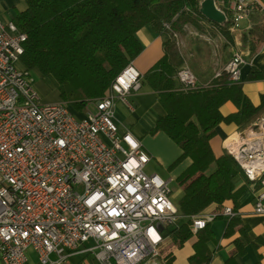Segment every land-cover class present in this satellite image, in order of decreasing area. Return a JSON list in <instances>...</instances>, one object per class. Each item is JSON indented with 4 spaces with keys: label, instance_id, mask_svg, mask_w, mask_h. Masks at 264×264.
Returning a JSON list of instances; mask_svg holds the SVG:
<instances>
[{
    "label": "built area",
    "instance_id": "obj_1",
    "mask_svg": "<svg viewBox=\"0 0 264 264\" xmlns=\"http://www.w3.org/2000/svg\"><path fill=\"white\" fill-rule=\"evenodd\" d=\"M214 3L233 35H246L250 17L264 12L259 0ZM25 40L11 21L0 19V262L26 264L32 251L38 264H65L76 253L97 264H162V231L180 218L170 200L171 180L148 172L151 157L114 121L115 102L141 89L140 73L128 64L109 93L77 116L65 103L41 102L31 72L18 66ZM245 64L238 50L223 71L238 83ZM177 80L184 89L199 86L188 67L179 69ZM223 150L252 191L259 186L254 213L264 215V118L227 137ZM222 215L234 213L226 206ZM215 217H193L192 232Z\"/></svg>",
    "mask_w": 264,
    "mask_h": 264
},
{
    "label": "trees",
    "instance_id": "obj_2",
    "mask_svg": "<svg viewBox=\"0 0 264 264\" xmlns=\"http://www.w3.org/2000/svg\"><path fill=\"white\" fill-rule=\"evenodd\" d=\"M203 0H23L25 9L15 11L11 22L26 37L22 67L42 78L50 76L56 83L60 102L75 115H83L86 106L105 97L119 73L142 52L138 32L149 27L164 38L162 56L141 76V87L147 86L157 95L162 116H155L150 134L161 132L180 150L178 158L168 166L172 171L185 160L189 165L175 179L181 196L175 203L179 220L162 231L164 242L159 256L162 264H171L166 247L180 249L192 244L193 254L188 264H210L216 246L210 223L192 232V218L208 207L215 206L214 220L225 219L224 238H234V252L245 254L248 245L256 249L261 238L250 239V228L239 217V200L252 183L244 176L232 156L224 150L216 156L211 141L221 125L233 126L241 132L259 118H264V94L254 105L243 90V83H233L223 69L220 76L207 85L184 89L177 80L179 69L186 67L174 34H184V27L203 31L212 27L213 36L224 38V48L235 44L229 32L230 21L224 25L208 22L199 14ZM225 4L233 0H214ZM264 14V13H263ZM249 32L240 36L241 45L253 56L264 39V15H254ZM165 25L169 26L166 29ZM232 56V55H231ZM263 76L250 68L248 81ZM230 104L233 112L224 114L222 108ZM259 186L253 188L257 192ZM227 203L234 216L222 215ZM236 234L237 237H234ZM264 256L257 254L255 264H262ZM225 264H238L230 256Z\"/></svg>",
    "mask_w": 264,
    "mask_h": 264
},
{
    "label": "crops",
    "instance_id": "obj_3",
    "mask_svg": "<svg viewBox=\"0 0 264 264\" xmlns=\"http://www.w3.org/2000/svg\"><path fill=\"white\" fill-rule=\"evenodd\" d=\"M259 1L264 7V0ZM24 9L25 7L18 11H23ZM263 13L264 12L253 14L250 17L251 24H254L252 20L254 15L263 16ZM234 36L236 37L237 35ZM137 38L143 49L132 64L142 76L161 58L164 38L154 34L149 27L141 29L137 34ZM237 42L236 39V45ZM238 50L243 52L244 60L246 61V64L241 68L240 83H243V90L251 102L257 105L259 103V96L264 94V39L257 46L253 56L249 55V51L246 50V48L238 49L237 47L235 49L233 48L232 54ZM227 63L228 62L224 63L222 67L224 68ZM251 67H254L260 72L263 78L257 81H248V73ZM217 72L218 71H215L210 79H205L206 75L204 76V74H198L196 77L199 85H207ZM54 87L56 88V83ZM233 111L234 108L230 104H226L222 108L224 114ZM163 114L164 112L158 103L157 95L147 86L141 87L136 93H131L127 98V102L118 100L115 102L114 106V121L118 125V128L120 130H130L140 141L146 153L151 157V162L156 160L162 170L163 168H168V166L180 155L179 148L166 135L161 132L150 134V131L154 127V117L157 115L162 116ZM216 131V137L211 141V146L214 154L220 156L223 152L224 140L238 132L235 131L233 126L225 125L219 126ZM188 165L189 161L185 160L172 172L175 174V179ZM152 170L153 171L150 172L156 173L154 169ZM160 177L165 180H171V178H165V176ZM254 196L252 189H250L239 200V217H241L243 224L249 226V237L253 242L257 238H261L264 241V215H257L254 213ZM230 205L231 203H227L226 206ZM201 214H215V206L208 207ZM226 225L227 221L225 219L214 220L210 223V228L216 241V246L209 245L211 249H215L210 264H225L230 256H233L238 264H255L257 261V254L264 256L263 244H257L256 249L252 245H248L243 256L236 254L234 252V246L231 244L234 238H224L223 236ZM237 235L238 234L234 237H237ZM164 250H166L164 255L171 253L173 257L171 264H188V258L193 254L192 244L190 242L185 243L180 249H169L166 247ZM27 256L28 261L26 264H38L37 257L32 251H28ZM65 264H97V262L91 255L76 253L71 255ZM262 264H264V261Z\"/></svg>",
    "mask_w": 264,
    "mask_h": 264
},
{
    "label": "rangeland",
    "instance_id": "obj_4",
    "mask_svg": "<svg viewBox=\"0 0 264 264\" xmlns=\"http://www.w3.org/2000/svg\"><path fill=\"white\" fill-rule=\"evenodd\" d=\"M23 7H25L23 0H0V19L3 22L10 21L15 11L22 10ZM241 26L244 25L241 24ZM184 31V34L178 35V48L185 58L186 67L191 70L195 77L198 74H204V76L206 75L205 79H210L215 71L219 72L223 69V64L230 60L233 48H246L247 50V47L241 45V34H235L237 35L235 37V41L236 39L238 41L237 45L234 44L233 46L224 48L223 46L226 42L224 38L218 34L217 36H213V29L208 26H206L205 30L199 31L188 25ZM18 66L22 67L21 63H18ZM31 74L34 80V88L42 103L60 102L56 88L54 87L55 81L52 77L47 76L46 78H42L36 71H32ZM152 169L160 176L171 178L169 184L171 191L170 200L176 203L181 196V189L175 182V174L172 173L175 169L169 171L167 168H163L162 170L156 160L151 162L147 170L150 172L153 171ZM165 245H168L166 241L162 243L160 253ZM0 264L2 263L0 262Z\"/></svg>",
    "mask_w": 264,
    "mask_h": 264
},
{
    "label": "water",
    "instance_id": "obj_5",
    "mask_svg": "<svg viewBox=\"0 0 264 264\" xmlns=\"http://www.w3.org/2000/svg\"><path fill=\"white\" fill-rule=\"evenodd\" d=\"M199 14L208 22L216 25L226 23L225 15L216 8L214 0H203L199 6ZM161 231V227H159Z\"/></svg>",
    "mask_w": 264,
    "mask_h": 264
},
{
    "label": "bare ground",
    "instance_id": "obj_6",
    "mask_svg": "<svg viewBox=\"0 0 264 264\" xmlns=\"http://www.w3.org/2000/svg\"><path fill=\"white\" fill-rule=\"evenodd\" d=\"M260 182L264 183V173L260 175ZM137 264H144V259H137Z\"/></svg>",
    "mask_w": 264,
    "mask_h": 264
}]
</instances>
